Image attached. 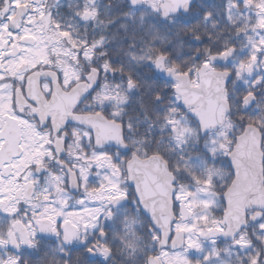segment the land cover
<instances>
[{
	"label": "flooded vegetation",
	"instance_id": "flooded-vegetation-1",
	"mask_svg": "<svg viewBox=\"0 0 264 264\" xmlns=\"http://www.w3.org/2000/svg\"><path fill=\"white\" fill-rule=\"evenodd\" d=\"M130 1L0 0V264H149L152 258L163 264L164 254L186 252L191 236L185 235L182 251L158 252L161 237L157 233L159 242L152 254L154 232L129 185L128 165L134 159L144 162L155 157L167 164L175 180L178 225L186 222L183 217L189 211L188 200L182 197L185 189L209 186L224 205L223 196L234 182L228 158L248 128L259 131L264 155V0H226L219 8H225L231 23L230 5L239 9H247V4L251 9L259 6V50L255 55L246 51L247 37L255 27L251 17L249 22L231 23L236 31L247 33L240 34L235 47L214 55L237 51L225 67L212 66L213 56L201 62L198 55L191 58L196 64L189 75L180 74L164 55L149 64L159 96L154 111L147 112L143 136L127 128L125 108L134 83L124 70L133 69L136 18L145 16L148 22L153 15L161 22L162 1L158 0L157 11L146 13H140L147 9L143 0L141 9L132 8ZM209 1L214 7V0ZM160 58H166L167 71L189 77L193 88L199 86L198 74L204 67L232 76L225 93L231 114L222 130L202 136L191 112L181 108L184 98L175 93L179 84L155 73ZM243 77L256 84L244 87L239 81ZM150 82L145 80L147 89ZM104 95H122L126 103L110 104ZM249 96L257 98V105L245 114L243 101ZM98 116L122 126L128 152L98 148L89 130L65 121ZM228 124L229 155L214 157L212 142ZM187 125L197 139L191 146L178 147L179 127ZM220 164L225 170L224 182L209 184L208 176L215 169L221 172ZM111 181L116 184L112 186ZM221 190L223 195L218 194ZM255 214H248L247 230L234 244L218 237L209 239L207 234L196 238L199 243L216 242L220 253L223 248L244 250L238 253L237 264H246L248 254L254 252L253 232L259 228V234H264V214L259 224L250 223ZM177 232L175 225L169 244ZM243 238L247 245L240 247ZM251 264H255L253 257ZM256 264H264V260L259 257Z\"/></svg>",
	"mask_w": 264,
	"mask_h": 264
},
{
	"label": "water",
	"instance_id": "water-1",
	"mask_svg": "<svg viewBox=\"0 0 264 264\" xmlns=\"http://www.w3.org/2000/svg\"><path fill=\"white\" fill-rule=\"evenodd\" d=\"M161 22L166 23L180 15L187 17L197 0H161ZM132 8L141 9V0H131ZM197 47L202 41H193ZM237 54L232 49L221 56L210 59L212 66L225 67ZM166 58H160L155 64V73L163 80L176 81L179 86L175 93L184 98L181 108L191 112L190 118L197 123L203 137L222 130L231 114L229 103L225 100V93L232 81L228 73L209 72V67L199 71V86L191 87L190 78L178 76L176 71H167ZM257 105V98L249 96L243 101V112H250ZM65 121L89 130L95 137L98 148H115L121 152H128L124 144L122 126L109 122L102 116L73 117ZM262 138L259 131L253 127L237 139L236 146L228 158L234 182L223 196L225 212L221 222V231L207 234V238H220L227 244H234L239 235L248 227V214H256L250 220L253 225L259 224L264 214V155L262 153ZM129 185L135 189V194L143 214L150 220L152 229L161 237L158 252L168 249L179 252L185 248V233L177 232L171 244L172 229L177 222L174 214L173 198L176 190L175 183L167 164L160 158H151L141 162L134 159L127 169ZM140 176L141 180L136 181ZM73 177L74 183H77ZM72 181V183H73ZM190 212L184 214L186 221L190 220ZM149 264H160L152 258Z\"/></svg>",
	"mask_w": 264,
	"mask_h": 264
},
{
	"label": "trees",
	"instance_id": "trees-1",
	"mask_svg": "<svg viewBox=\"0 0 264 264\" xmlns=\"http://www.w3.org/2000/svg\"><path fill=\"white\" fill-rule=\"evenodd\" d=\"M256 3L257 0H252ZM226 0H214V7L209 0H201L194 6L187 17L180 16L176 19L168 20L163 25L159 17L151 16L147 22L146 17L136 18L134 56L135 60L130 64L132 70H124L127 78H131L134 83L133 92L129 98V106L125 108V119L127 128L138 135H145V120L147 112H153L156 108L155 101L159 92L153 80L154 72L149 69V63L159 56H167L173 67L180 74H190L191 67L196 64L192 57L199 56L201 62L214 55H220L230 48L236 46L235 41L240 39V34L246 31H236L231 23H228L225 8L220 6ZM216 10H213L215 9ZM146 9L140 13H146ZM150 24L148 28L147 25ZM202 41L201 47H196L193 40ZM149 57L151 59H149ZM145 59L146 62L141 60ZM122 72V71H121ZM145 80H150L151 87L147 89ZM259 108V106H258ZM224 190L218 192L223 195ZM222 208L224 205L222 203ZM223 213V212H222ZM222 213L218 214L219 217ZM154 232L151 249L153 255L156 245L159 242L157 233ZM254 238V237H253ZM252 241V240H251ZM254 252L249 253V259H259L264 256V245L258 239H253ZM248 264V262H247Z\"/></svg>",
	"mask_w": 264,
	"mask_h": 264
},
{
	"label": "rangeland",
	"instance_id": "rangeland-1",
	"mask_svg": "<svg viewBox=\"0 0 264 264\" xmlns=\"http://www.w3.org/2000/svg\"><path fill=\"white\" fill-rule=\"evenodd\" d=\"M145 3L148 12H153L158 10L159 1L158 0H143ZM247 9H239L238 6L230 5L228 10V19L231 23L246 21L249 22L250 18L253 17L255 19V27L253 30V35L247 37V47L246 51H251L253 55L259 50V6L251 9V6L247 4ZM251 9V10H250ZM262 11H264V7H262ZM263 24V18L260 20V24ZM149 59H151L149 57ZM142 62H146L145 59L141 60ZM151 61L150 63H152ZM149 63V64H150ZM148 64V65H149ZM242 82L244 87L254 86L256 81L252 79H245L244 77L239 79ZM118 97H109L104 95V99L110 100V104H119L123 106L126 103V99L121 95ZM124 98V99H123ZM117 101V102H116ZM231 125L228 124L227 127L223 130V132L214 139L212 142L211 153L214 157L218 158H226L230 152L229 142V130ZM197 135L188 129V125L185 128L179 127V131L175 140V143L178 147L191 146V141L196 140ZM225 160H222V164ZM220 164L218 167L221 172H218L216 169L214 172L210 173L208 176V183L211 184L212 181L219 180L220 182H224V167ZM223 171V172H222ZM105 182H108L109 179L107 176H104ZM112 186L116 183L111 181ZM182 197L187 201V208L193 214V217L185 223H180L176 225V231H184L186 235L191 236L189 241L188 250L183 253L178 254H164L162 256L163 264H237L239 262L238 253H244V250L239 251H230L226 249H222L220 253L216 248V242L214 241H203L198 242L197 235L208 234L209 232L220 230V224L222 222V216L219 217L220 213L224 212L222 208V204L218 202V198L214 192H212L208 187L200 188L197 190L190 191L189 189H185L182 193ZM220 204V205H219ZM223 214V213H222ZM264 231V226L262 227ZM254 238L259 240L261 244L264 245V234H259V228L253 232ZM240 247L243 245H247L246 240L243 238L239 241ZM195 251V253H194ZM191 257H195L194 261H191ZM264 260V256L262 257ZM246 260V259H245ZM259 261V259L254 260V263ZM248 264H251V259H247ZM241 264V263H239ZM247 264V263H246Z\"/></svg>",
	"mask_w": 264,
	"mask_h": 264
}]
</instances>
